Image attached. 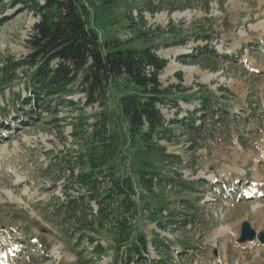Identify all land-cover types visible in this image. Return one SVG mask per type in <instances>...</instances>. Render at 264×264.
<instances>
[{
  "label": "rangeland",
  "instance_id": "rangeland-1",
  "mask_svg": "<svg viewBox=\"0 0 264 264\" xmlns=\"http://www.w3.org/2000/svg\"><path fill=\"white\" fill-rule=\"evenodd\" d=\"M81 2L104 37L126 41L140 35L167 60L159 79L172 86L175 100L158 106L180 126L161 143L184 163L163 171L196 188L170 181L162 188L177 209L188 212L183 204L191 199L202 212L192 222L160 224L140 209L150 198L138 184L133 199L139 212L126 214L128 241L119 244L113 213L101 221L90 208L73 218L62 210L67 195L85 190L70 180L67 160L85 151L83 135L104 107L84 104L86 94L77 85L68 95L79 102L74 107L50 110L27 98L29 68L13 65L30 52L28 40L40 16L0 0V19L6 17L0 24V264H264V0H109L111 7L105 0ZM127 89L119 79L108 92L110 129L125 125L119 98ZM17 92L28 99L25 109L15 105ZM209 99L207 111L203 101ZM27 109L31 120L23 121L19 113ZM189 114L210 127L200 139L182 127ZM212 117L219 118L211 122ZM122 136L117 170L137 182V146ZM89 205L97 209L95 199ZM244 220L256 237L239 242ZM155 233L168 245L154 244L160 243ZM139 241L142 254L129 260Z\"/></svg>",
  "mask_w": 264,
  "mask_h": 264
},
{
  "label": "trees",
  "instance_id": "trees-1",
  "mask_svg": "<svg viewBox=\"0 0 264 264\" xmlns=\"http://www.w3.org/2000/svg\"><path fill=\"white\" fill-rule=\"evenodd\" d=\"M105 2L108 7L112 6L109 0ZM6 6L17 11L27 8L40 16L28 40L30 52L13 65V68H29L24 88L27 98H34L50 110L59 105L74 107L79 102L68 98V95L78 87L86 94L84 104L98 102L104 107L92 123L93 130L83 135L85 151H79L67 160L70 180L79 183L85 190L78 195H67L68 198L60 204L62 210L72 212L68 215L73 218L90 208L89 213L101 221L113 213V224L121 236L119 244L128 241L125 236L130 223L126 214L133 217L139 212V204L133 199L137 195L138 184L149 191L150 198L140 209L160 224L172 220L174 223L180 220L192 222V217H200V205L187 199L183 205L188 212L181 211L173 203L169 204L162 188L165 181H170L174 187L184 185L188 186V190L196 188L194 182L169 176L170 172L163 171L164 168L172 171L174 166L184 163L180 154L168 152L161 143L162 140H171L172 128L180 126L175 124L178 119H167L158 106L175 100L172 86H163L159 79L167 60L160 57L140 35L126 41L104 37L100 29L91 24L89 11L81 0H7ZM5 20L6 17L1 18L0 24ZM119 79L127 84L128 89L119 98L120 118L125 125L118 131L109 128L113 114L105 106L109 90ZM28 99L21 92L15 93L18 108L25 109ZM203 102H206L204 104L209 111L211 99ZM2 110L6 111V107ZM30 113L27 109L19 116L23 121H30ZM217 118L212 117L211 122L217 121ZM182 124L195 139H200L210 129L205 126V121L198 123L194 114H189ZM122 135L137 146V182L131 175L120 174L117 170ZM76 166L80 167L77 174ZM176 175L180 174L176 172ZM155 185L161 190L156 191ZM94 199L96 210L89 207ZM140 199H143L142 194ZM164 211L168 216L164 215ZM121 213H124L123 219L119 218ZM80 231L86 232L87 229ZM154 238L160 242L153 240L154 244L168 245L169 241L160 240L159 234L155 233ZM142 243L146 244L145 241ZM157 250L161 254L164 251L159 247ZM142 252L140 241L136 242L130 248L129 260H135L133 255Z\"/></svg>",
  "mask_w": 264,
  "mask_h": 264
},
{
  "label": "water",
  "instance_id": "water-1",
  "mask_svg": "<svg viewBox=\"0 0 264 264\" xmlns=\"http://www.w3.org/2000/svg\"><path fill=\"white\" fill-rule=\"evenodd\" d=\"M256 237V231L251 227L249 221L244 220L241 226V234L238 239L239 242H245L248 240H254Z\"/></svg>",
  "mask_w": 264,
  "mask_h": 264
},
{
  "label": "bare ground",
  "instance_id": "bare-ground-1",
  "mask_svg": "<svg viewBox=\"0 0 264 264\" xmlns=\"http://www.w3.org/2000/svg\"><path fill=\"white\" fill-rule=\"evenodd\" d=\"M173 69H174V67H173ZM171 70H172V68H171ZM213 76H211V75H205V79L206 80H209L210 78H212ZM258 157H260L259 155L257 156V158ZM19 200V199H18ZM19 202H22L21 200L19 201ZM218 233H220L219 231H217Z\"/></svg>",
  "mask_w": 264,
  "mask_h": 264
}]
</instances>
